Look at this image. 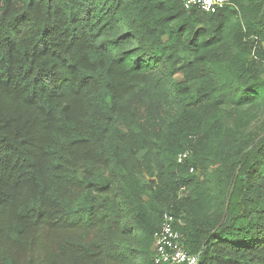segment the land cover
<instances>
[{
    "label": "trees",
    "instance_id": "trees-1",
    "mask_svg": "<svg viewBox=\"0 0 264 264\" xmlns=\"http://www.w3.org/2000/svg\"><path fill=\"white\" fill-rule=\"evenodd\" d=\"M232 1L0 0V264H153L165 212L264 264V0Z\"/></svg>",
    "mask_w": 264,
    "mask_h": 264
},
{
    "label": "built area",
    "instance_id": "built-area-1",
    "mask_svg": "<svg viewBox=\"0 0 264 264\" xmlns=\"http://www.w3.org/2000/svg\"><path fill=\"white\" fill-rule=\"evenodd\" d=\"M185 9H199L213 13L232 0H181ZM188 152L178 155L181 162ZM192 170V169H191ZM175 217L168 212L163 213L159 228L153 233V264H198L199 253H188L181 242L180 232L175 228Z\"/></svg>",
    "mask_w": 264,
    "mask_h": 264
},
{
    "label": "rangeland",
    "instance_id": "rangeland-1",
    "mask_svg": "<svg viewBox=\"0 0 264 264\" xmlns=\"http://www.w3.org/2000/svg\"><path fill=\"white\" fill-rule=\"evenodd\" d=\"M264 122V112H259V116H258V119L257 121L255 122V127H259V126H262Z\"/></svg>",
    "mask_w": 264,
    "mask_h": 264
}]
</instances>
